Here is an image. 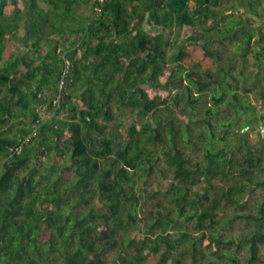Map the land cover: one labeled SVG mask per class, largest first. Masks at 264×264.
<instances>
[{
	"label": "trees",
	"instance_id": "trees-1",
	"mask_svg": "<svg viewBox=\"0 0 264 264\" xmlns=\"http://www.w3.org/2000/svg\"><path fill=\"white\" fill-rule=\"evenodd\" d=\"M262 122L264 0H0V264L264 263Z\"/></svg>",
	"mask_w": 264,
	"mask_h": 264
},
{
	"label": "rangeland",
	"instance_id": "rangeland-1",
	"mask_svg": "<svg viewBox=\"0 0 264 264\" xmlns=\"http://www.w3.org/2000/svg\"><path fill=\"white\" fill-rule=\"evenodd\" d=\"M264 130V122H262L260 125L256 126L255 127V130L251 131L249 129H247L246 131L249 132V135H250V141L252 144H256L258 142V140L260 139V136H259V131L261 130ZM260 150H262L264 152V146H260ZM166 184H168V181H165ZM263 191H258L257 193L253 194V196L251 197L252 200L255 202L260 194H262ZM246 229H248V225H246V223H243V222H237L235 225H234V230L231 231L235 236L241 234L242 232L246 231ZM261 255L263 256L264 258V248H262L261 250ZM261 264H264V263H261Z\"/></svg>",
	"mask_w": 264,
	"mask_h": 264
},
{
	"label": "crops",
	"instance_id": "crops-1",
	"mask_svg": "<svg viewBox=\"0 0 264 264\" xmlns=\"http://www.w3.org/2000/svg\"><path fill=\"white\" fill-rule=\"evenodd\" d=\"M13 8L12 7H7L6 8V13L9 15L10 13H12Z\"/></svg>",
	"mask_w": 264,
	"mask_h": 264
},
{
	"label": "built area",
	"instance_id": "built-area-1",
	"mask_svg": "<svg viewBox=\"0 0 264 264\" xmlns=\"http://www.w3.org/2000/svg\"><path fill=\"white\" fill-rule=\"evenodd\" d=\"M101 1H103V0H101ZM68 68H69V65L67 64V65H66V70H65V71H67V70H68Z\"/></svg>",
	"mask_w": 264,
	"mask_h": 264
},
{
	"label": "water",
	"instance_id": "water-1",
	"mask_svg": "<svg viewBox=\"0 0 264 264\" xmlns=\"http://www.w3.org/2000/svg\"><path fill=\"white\" fill-rule=\"evenodd\" d=\"M261 133H262V137H264V130L263 129L261 130Z\"/></svg>",
	"mask_w": 264,
	"mask_h": 264
}]
</instances>
